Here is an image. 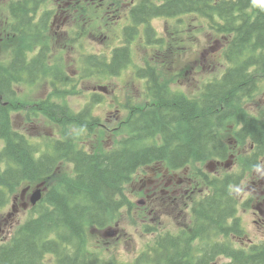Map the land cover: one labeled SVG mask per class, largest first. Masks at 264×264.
I'll return each mask as SVG.
<instances>
[{"label":"trees","instance_id":"16d2710c","mask_svg":"<svg viewBox=\"0 0 264 264\" xmlns=\"http://www.w3.org/2000/svg\"><path fill=\"white\" fill-rule=\"evenodd\" d=\"M39 3L34 0L30 10L25 4L15 5L13 14L19 22L13 33L20 45L12 49L10 62L0 61V208L26 184L47 182L51 189L38 207V216L19 227L13 240L1 248L0 264H45L50 254L72 264H87L86 255H80L86 228L105 227L116 219L127 202L124 190L136 173L155 163L180 169L210 159L225 160L228 145L222 128L230 121L238 124V141L250 143L253 153L244 159L242 172L257 167L264 156V116L248 114L241 104L257 93L264 73V1L255 6V0H139L131 11V25L123 32L125 45L116 47L110 60L98 54L80 59V79L119 76L131 63L129 43L142 27L149 47H163L164 39L152 27L157 18L176 19L178 27L185 16L204 18L211 32L225 41L228 67L219 79L203 85L200 100L171 95L168 71L162 73L161 62L139 68L136 75L146 81L153 103L133 110L126 123L128 136L111 151L97 155L79 149L81 139L68 133L72 126L90 132L99 125L90 107L77 112L67 102L81 93V82L73 81L63 63L51 61L48 46H41L32 57V47L21 44L47 33L44 25L38 28L30 18ZM43 77L74 89L55 90L51 95L64 103L48 98L28 109L16 87L35 84ZM21 110L46 118L61 128L64 137L38 141L16 130L13 114ZM59 171L62 175L54 177ZM240 178L207 179L210 192L193 206L190 231L159 235L136 264H221L222 258L229 260L224 264H264V243L237 248L215 241L245 235L232 194Z\"/></svg>","mask_w":264,"mask_h":264},{"label":"rangeland","instance_id":"374dc122","mask_svg":"<svg viewBox=\"0 0 264 264\" xmlns=\"http://www.w3.org/2000/svg\"><path fill=\"white\" fill-rule=\"evenodd\" d=\"M263 1L257 0V3ZM62 3V0H53L56 6L54 9L58 13L63 11ZM85 10L79 9L78 12L64 14L60 18L55 17L50 22L48 32L42 38L31 41L32 54L36 53L37 48H41L42 45L49 46L51 61L54 64L57 60L63 63L68 74L74 79H79L80 82L78 60L89 54L109 55L114 48L125 45L123 31L130 24L125 19L127 12L108 16L99 8L91 7L88 11L85 12ZM5 12L8 16L10 15L7 8ZM177 22L176 19H155L152 27L157 36L164 39L163 47H149L145 38V29H143L136 38L130 41L131 63L119 76L85 79L79 84L81 93L68 98L67 102L72 109L79 112L90 107V112L99 121V126L90 132L80 131L77 126L69 129L70 133L77 135L85 142L86 149L100 153L114 147L117 141L119 142L129 134L126 123L131 108L135 107L134 110L138 111L142 110L141 107L146 108L153 103V99H150L147 94L146 81L136 76L139 68H145L147 65L155 66L161 62L162 73L165 74L168 71L166 80L172 93L186 94L190 100H197L201 95L203 85L219 79L226 71L228 64L223 55L225 41L211 32L205 19L199 16H185L179 27ZM13 39L17 41L15 37ZM13 44L6 42L0 47V61H10ZM259 82L260 88L257 93L252 98H245L241 107L252 116L262 117L264 116V73L260 74ZM56 86L63 90L71 88L59 83ZM16 90L28 109H31L28 105L48 98L60 104L66 101L51 96L55 91L53 81L46 77L33 85L22 84ZM94 94L99 97L98 101H92ZM28 113V110H21L13 114V124L16 130L37 140L60 136L61 128L42 116L34 118ZM222 129V139L229 144L230 158L226 161L230 162L231 168L224 169L220 166L218 176L242 175L240 184L234 186L233 192L238 201L237 216L242 222L245 235L241 238L231 236L228 239L219 238L215 241L221 244L231 243L237 248H248L251 244L264 242V216L257 211L259 203L264 201V156L260 159L259 166L246 170L242 174L244 159L253 154L250 153V143L242 145L238 141L236 133L239 127L235 121L226 123ZM198 167L207 169L204 162H199L193 165V171ZM188 170L190 173L191 168L188 167ZM145 180L144 171L141 169L124 190L125 197L131 206L139 204L140 201H146L145 215L137 218V207L132 213L122 210L117 221L124 226L125 230L121 232L119 239L107 240L101 236V232L95 234L91 228L88 229L86 247L88 252L99 253L104 260L115 259L118 264H132L140 254L148 250L149 246L155 244V233L179 234L181 227L191 221L190 208L209 192V189L201 186L194 195H182L178 202L167 201L166 197L161 195V199L154 203L155 210L151 211L150 202L139 193ZM40 183L26 184L14 197L25 188L31 186L34 189ZM12 207L9 204L2 209L7 221H4L5 233L0 236V240L4 241L0 242V246L10 240L13 232L21 223L34 215L33 211L22 214V219L8 237L13 229L8 217ZM142 211L140 210V213ZM152 222L156 224L157 231H148ZM196 244L200 246L201 242ZM51 260L48 258L49 264H55ZM227 262L229 260L226 258L220 260L221 264Z\"/></svg>","mask_w":264,"mask_h":264},{"label":"flooded vegetation","instance_id":"af4514ba","mask_svg":"<svg viewBox=\"0 0 264 264\" xmlns=\"http://www.w3.org/2000/svg\"><path fill=\"white\" fill-rule=\"evenodd\" d=\"M17 0H0V43L5 39L10 41V45L14 43L11 36L13 35L14 26L13 24H18L19 20L17 16L13 15V12L17 10L16 6L18 3L27 5V8L30 10L33 8L34 0H20V2L15 3ZM61 9L63 11H56L54 9L56 6L53 4V0H40V3L37 5L36 14L30 13V18H34L32 21L35 26L38 28L40 26H45L47 30L50 28L51 20H54L55 17L64 16V14H71L78 12L79 9H87L91 7H96L101 9L104 12H107L112 15L121 14L124 10L128 9L127 12L131 15L132 9L135 7L137 2L135 0H62ZM8 7L10 12L13 15H7L4 11V8ZM31 12V11H29ZM48 14L46 18L45 15ZM17 21V22H16ZM27 29V26H26ZM40 48L38 47V50ZM229 163L226 160H219L218 166L228 169ZM215 166L210 167V172L214 175H219L215 171ZM144 171V177L146 180L143 182V185L140 187L139 193L144 196L146 200L150 202L151 211L155 210L154 203L161 199V195L165 196L167 201L178 202L182 195L189 196L194 195L198 190H200L203 185V177L198 180V178L190 177L188 168L184 167L177 170H171L165 168L161 164H156L154 166L147 167ZM207 175H210L206 173ZM264 182V181H263ZM262 182V183H263ZM146 201L143 200V203H139L136 206L127 205L124 209L129 213H132L135 207H137V215L140 214V210L146 211L147 206H144ZM13 209L8 213L9 220L12 225H15V222L22 214H26L24 211H28L30 207L33 209L32 205V196L31 193L27 191L23 192L20 197H15L12 199ZM264 201L259 203L257 211L264 216ZM257 212V213H258ZM4 221H7L4 218L3 210H0V228L2 229V235L5 233ZM120 233L125 230L122 228V225L118 224ZM11 232V231H10ZM10 234V233H9ZM106 236V234H105Z\"/></svg>","mask_w":264,"mask_h":264},{"label":"water","instance_id":"95a60500","mask_svg":"<svg viewBox=\"0 0 264 264\" xmlns=\"http://www.w3.org/2000/svg\"><path fill=\"white\" fill-rule=\"evenodd\" d=\"M41 199V190H38L34 194L33 203L36 204Z\"/></svg>","mask_w":264,"mask_h":264}]
</instances>
